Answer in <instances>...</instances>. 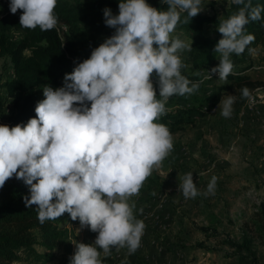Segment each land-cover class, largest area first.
I'll use <instances>...</instances> for the list:
<instances>
[{
  "label": "clouds",
  "instance_id": "1",
  "mask_svg": "<svg viewBox=\"0 0 264 264\" xmlns=\"http://www.w3.org/2000/svg\"><path fill=\"white\" fill-rule=\"evenodd\" d=\"M57 2L9 0L8 8L12 14L22 10V28L46 31L58 23ZM161 3L168 7L118 0L113 13L105 6L102 20L112 34L64 74L61 86L42 88L44 98L37 101L34 117L14 126L0 124V187L15 176L28 186L24 204L36 205L39 223L67 212L81 228L96 233L93 243H76L68 264H104L100 250L104 257L113 248H127L131 255L141 246L146 225L134 215L130 197L173 149V136L158 118L166 113L169 97L192 94L200 86L181 72L178 53L191 44L172 33L202 11V0ZM232 3L240 7L218 26L220 59L209 69V79L215 73L226 80L234 67L232 54H242L256 39L246 25L259 21L264 27V4ZM241 96L251 99L247 86ZM236 99L226 95L220 101L223 117L232 116ZM216 181L213 175L200 192L188 172L179 189L186 199L215 195Z\"/></svg>",
  "mask_w": 264,
  "mask_h": 264
},
{
  "label": "rangeland",
  "instance_id": "2",
  "mask_svg": "<svg viewBox=\"0 0 264 264\" xmlns=\"http://www.w3.org/2000/svg\"><path fill=\"white\" fill-rule=\"evenodd\" d=\"M8 3L9 0H0V15L9 9ZM226 3L227 0H202L201 12H220ZM11 34L19 35L17 31ZM173 35L185 39L181 32ZM260 66L264 65H254L253 69L264 70ZM11 69L9 59L0 57L1 83L11 78ZM152 79L156 87L155 73ZM202 82L203 86L186 94L183 100L194 107L179 110V102L168 99L166 113L158 118L157 122L167 125L173 136V149L154 167L138 194L130 197L129 202L136 206L134 215L146 225L141 246L131 255L127 248H113L108 257L100 250L104 264H121L126 257L127 264H241L236 249L226 241L239 243L244 237L251 240L256 264H264V233L255 218L264 205V130L259 132L252 124L260 110L257 100L264 99V86L256 88L251 99L225 118L220 114V101L232 95V89L212 87L215 80ZM38 92L39 99H43L42 88ZM1 95V111L7 117L13 111L12 100L4 90ZM253 133L262 138L261 144L252 142ZM188 172H192L200 192L206 190L215 175V195L186 199L179 185ZM61 224L67 237L49 264H68L76 243L95 240L96 233L86 226L81 228L79 221H73L67 212L62 215Z\"/></svg>",
  "mask_w": 264,
  "mask_h": 264
},
{
  "label": "trees",
  "instance_id": "3",
  "mask_svg": "<svg viewBox=\"0 0 264 264\" xmlns=\"http://www.w3.org/2000/svg\"><path fill=\"white\" fill-rule=\"evenodd\" d=\"M147 2L158 9L168 7L161 0ZM257 3L264 4V0H253L254 5ZM117 4L118 0H58L54 8L58 23L46 31H41L38 26L35 29L22 28L19 24L22 10L12 14L8 9L0 15V57H7L12 68L11 78L0 82V124H23L35 116L34 108L40 100L39 88L46 84L54 88L61 86L64 74L71 72L75 63L87 58L92 48L112 34L114 30L103 23L102 9L109 6L116 13ZM224 7L220 12H200L188 23H178L174 32H181L185 37L183 40L191 44L190 50L181 51L182 74L192 82H199V87L203 86L202 81L215 80L212 87L232 89V95L237 97L233 106L239 109L248 100L241 96L243 86H247L251 94L264 86V82L254 79L251 73L255 65L252 51L264 43V27L259 21L246 25L247 31L255 34L256 39L242 54H232L234 67L226 80H220L215 73L209 79L205 73L208 76L209 69L220 59V54L215 51V45L222 37L218 26L240 6L227 0ZM184 16L186 13H182V20ZM12 31L19 35H12ZM1 90L12 100L13 111L7 117L1 111ZM172 98L179 102V110L188 111L195 106L183 101L185 95H173L168 99ZM28 194V186L15 176L0 187V264H49L56 259L55 250L67 237L61 224L62 216L39 223L36 205L26 207L24 204L23 197ZM255 218L259 230L264 233L263 204ZM226 243L236 249L239 263H257L249 238L244 237L239 243L231 240Z\"/></svg>",
  "mask_w": 264,
  "mask_h": 264
},
{
  "label": "crops",
  "instance_id": "4",
  "mask_svg": "<svg viewBox=\"0 0 264 264\" xmlns=\"http://www.w3.org/2000/svg\"><path fill=\"white\" fill-rule=\"evenodd\" d=\"M262 52L264 54V43H262L261 45L256 46L253 51H252V61L253 63L256 64H260V65H264V55H262ZM252 72V77L254 79H258L260 81H264V70L262 69H257V70H251ZM258 89V88H257ZM256 90V89H255ZM261 103L259 108V112L256 111L257 115H255V119L253 120V123L255 125V128H257V130L262 131L264 130V99H259L257 100ZM247 102V101H246ZM247 112V111H246ZM248 121L244 122V125L247 124ZM252 142L254 144H261L262 142V138L259 137V135L256 133H253L252 135ZM262 149L264 150V148L262 147ZM261 151V150H260Z\"/></svg>",
  "mask_w": 264,
  "mask_h": 264
},
{
  "label": "built area",
  "instance_id": "5",
  "mask_svg": "<svg viewBox=\"0 0 264 264\" xmlns=\"http://www.w3.org/2000/svg\"><path fill=\"white\" fill-rule=\"evenodd\" d=\"M261 67H263L264 68V66H260L259 68H261ZM256 104V103H255Z\"/></svg>",
  "mask_w": 264,
  "mask_h": 264
}]
</instances>
